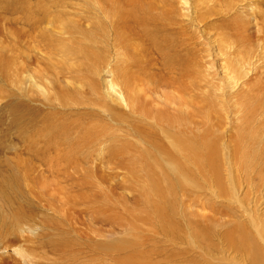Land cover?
Returning <instances> with one entry per match:
<instances>
[{
  "label": "rangeland",
  "instance_id": "374dc122",
  "mask_svg": "<svg viewBox=\"0 0 264 264\" xmlns=\"http://www.w3.org/2000/svg\"><path fill=\"white\" fill-rule=\"evenodd\" d=\"M15 1L0 0V40L10 47L8 28H12L10 24L16 26L13 29L18 32L19 37H15V42L18 43L17 54L20 55L21 51H25V42L20 38L26 41L29 38L22 36V21L14 22L21 15L14 8L19 0ZM159 1H164L163 5H169L172 9L175 6L173 13L183 21L182 27L187 29L188 35L194 39L192 43L198 44L201 50L199 76L186 81V84H195L196 90L200 87L196 93L202 95L204 101L212 99L218 104L222 116L219 120L224 124L221 129L217 130L216 127L213 130L214 135L217 134L215 140L220 138L218 147L215 145L213 150L217 149L219 154L223 151L218 158L220 172L217 175L210 171L201 174L192 172V175L184 177L166 174L160 171L157 164L161 162L158 160L160 157L155 155L157 160L147 156L125 164L133 174L121 169L119 162L107 163V151L103 159L82 166L93 168V172L73 173L69 160L56 159L41 144L24 140L31 131V123L17 117L27 110L23 106L19 110L13 108L23 103L42 109L28 99L39 100L37 89L32 88L36 94L22 91L26 76H29L24 75L25 70H30L37 79L38 71L43 70L44 65L35 61L36 50L29 51L35 61L31 67H22L19 63L23 62L22 58L16 62V68L20 67L18 72L12 70L14 66L11 67L9 49L0 50V67H3L0 68V264H217L215 250L218 247L221 249L217 238L219 231L227 233L234 225L243 226L250 221L248 209L252 207L251 203L256 197L254 191L264 176L256 171L247 176L243 166L235 167L234 163L244 161L246 144L243 142L249 135L246 136L247 131H243L242 137L239 131L246 123L249 132L260 133L258 137L259 133L256 134L255 142L259 145L264 143V102L261 110H255L254 115H257L244 123L248 115L237 113L238 107H234L238 98L233 97L228 105L232 107V113L221 107L227 105L226 100L231 94L239 97L246 93L249 97L264 101L261 98L264 97L261 92L264 87V83H261L264 81V0ZM82 2L85 0L73 1L79 4V8L84 6ZM9 5L13 12L7 9ZM81 22L86 25L84 21ZM236 31L237 34L234 33ZM232 40H236V44ZM35 41H39L37 37ZM29 45L36 47L34 43ZM42 48L37 47L38 50ZM38 53L41 54V50ZM150 62L148 64L152 65ZM237 68L240 71L237 72ZM231 72L232 76L240 74L234 78L230 75L238 84L235 89L230 87L231 77L228 75ZM14 76L18 80L10 79ZM104 81L115 86L109 74L101 79L102 84ZM28 87L31 88V85ZM115 88L113 95L119 97L118 88ZM48 92L51 94V90L48 89ZM28 118L35 120L38 115L31 113ZM17 119L24 121V124L18 125ZM24 127V134H21ZM236 132L242 141L239 146L231 139L238 136ZM106 133L108 139L113 131L109 129ZM121 139L112 145L122 146V143H126ZM126 139L131 142L127 147L145 148L140 147L133 138ZM260 146L256 145V148ZM32 147H41L44 151L33 155L30 151ZM234 148L238 151H233ZM248 152L247 148L246 155ZM141 167L155 168L156 171L143 172L140 171ZM204 174L207 177L202 176ZM215 175L221 176V180L218 177L215 180ZM260 207L258 209L262 211Z\"/></svg>",
  "mask_w": 264,
  "mask_h": 264
},
{
  "label": "bare ground",
  "instance_id": "6f19581e",
  "mask_svg": "<svg viewBox=\"0 0 264 264\" xmlns=\"http://www.w3.org/2000/svg\"><path fill=\"white\" fill-rule=\"evenodd\" d=\"M73 1L34 0L31 1L34 4L32 6L29 1L19 0L14 8L20 11L21 15L19 14L20 17L14 22L19 19L22 21L24 25L22 36L29 38L27 41L20 38L25 42L23 45L25 51L17 54L18 43L15 37L19 36L13 29L16 26L12 24H10L12 28H8L10 47H6L0 40V50L7 48L10 51L11 67L14 66L12 70L15 72L20 70V67L16 68V62L20 58L23 59V62H19L22 67L29 68L35 61L44 65L43 70L38 71V79L25 67L27 70L24 75L29 76H26V85L22 88L25 94L35 93L32 88L37 89L39 100L32 97L28 99L36 102L42 109L23 103L13 107L20 109V106H23V109L27 110L24 115L20 114L17 117L31 123L29 125L31 131L24 140L32 144H41L56 159L69 160L73 173L93 172V168L82 166L103 159L104 153L108 151L106 162L109 164L119 162L118 165L123 170L127 169L125 164L128 162L145 159L147 156L150 159L159 156L158 160L163 164L161 162L157 164L160 171L166 174L184 177L194 172L201 174L210 171L217 175L220 167L218 158L223 151L219 154L217 149L213 150L215 145L218 147L220 139L217 137L215 140L217 134L214 135L213 130L216 127L218 130L224 123L219 120L222 116L218 104L212 99L204 101L202 95L196 93L200 87L196 90L195 84L190 86L189 83L186 84V81L192 80L196 75L199 76L201 50L198 49V44L192 43L194 39L188 35L187 29L182 27L183 21L173 13L175 6L173 9L169 8L171 6L163 5L164 1L159 0H85L82 2L84 8H79V4ZM10 5L7 9L13 12ZM234 33L237 34V31ZM36 37L39 41H35ZM28 42L36 44V47H30ZM37 45L43 46L40 49L41 54L38 53L40 50L37 49ZM30 50H36L35 61L29 53ZM149 60L152 65L148 64ZM239 69L242 70L240 67ZM236 71L240 70L237 68ZM232 73H228V76ZM105 74L112 77V82L118 88L119 97L113 95L115 86L105 81L101 83ZM236 75L240 76L238 73L233 74ZM232 77L230 87L235 89L238 84H235ZM14 78L18 80L16 76L10 79ZM48 89L51 90V94ZM261 92L264 93V87ZM245 94H239V97L227 94L230 97L226 100L227 105L221 107L222 110L225 107L224 109L227 108L228 112L232 113V107L228 105L233 97L238 98L234 104V107H238L236 112L248 115L247 121L243 123L250 121L251 116H256L255 110H261L264 102ZM31 113H36L38 118L29 119ZM18 119V125L24 124V121ZM252 123L251 121V125ZM245 126L242 131L237 130L242 137L243 131H247L246 136L249 135L248 138L244 136L246 139L244 138L243 142L246 144L244 148L246 157L241 153L244 161L241 163L237 159L236 161L240 162L234 163V166L239 168L243 166L247 176L255 171L264 176V143L260 144L262 146L256 143L255 140L260 133L257 132L259 134L256 137L257 133L249 132L250 129ZM109 129L113 134L107 139L109 135L106 132ZM22 131L21 134H24L25 127ZM239 135L233 136L235 139L231 138L233 142L236 141V146L242 142L238 138ZM128 137L145 148L127 147L131 145L130 139H126ZM121 138L126 143H122V146L112 145ZM256 145L260 148H256ZM235 150L238 151L234 148L233 151ZM30 151L33 155H38L39 151L44 149L32 147ZM150 170L156 171L155 168H140L143 172ZM127 171L131 169L128 168ZM216 175L215 180L216 177L220 179L221 176ZM202 176L207 177L206 174ZM256 188L254 191L256 197L251 203L252 207L248 209L250 213L248 224L243 226L236 224L230 232H224L225 234L219 231L217 238L221 249L215 247L217 264H264V178ZM259 206L262 207V209L260 207L262 211L258 209Z\"/></svg>",
  "mask_w": 264,
  "mask_h": 264
}]
</instances>
